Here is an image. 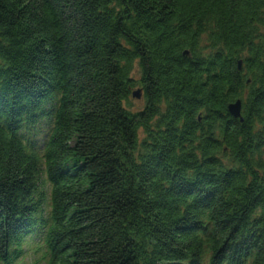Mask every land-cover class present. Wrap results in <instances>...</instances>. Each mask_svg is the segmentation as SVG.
I'll return each mask as SVG.
<instances>
[{"label":"trees","instance_id":"obj_1","mask_svg":"<svg viewBox=\"0 0 264 264\" xmlns=\"http://www.w3.org/2000/svg\"><path fill=\"white\" fill-rule=\"evenodd\" d=\"M36 244L264 264V0H0V264Z\"/></svg>","mask_w":264,"mask_h":264},{"label":"rangeland","instance_id":"obj_2","mask_svg":"<svg viewBox=\"0 0 264 264\" xmlns=\"http://www.w3.org/2000/svg\"><path fill=\"white\" fill-rule=\"evenodd\" d=\"M203 45L205 46V41ZM133 77L136 80L138 79L137 69L135 70V75ZM137 92H139L138 89H135L133 91V93H137ZM144 105L145 103H144V100L142 99V96L140 97L139 100L131 98L129 102L130 110L132 112H140L143 109ZM39 142H41V139H39ZM43 181H44V178H43ZM39 245L40 244H36L34 246H29L28 249L25 248L26 254L24 258L21 260L22 264H42L40 263L42 254L39 251H37V248L39 247Z\"/></svg>","mask_w":264,"mask_h":264},{"label":"water","instance_id":"obj_3","mask_svg":"<svg viewBox=\"0 0 264 264\" xmlns=\"http://www.w3.org/2000/svg\"><path fill=\"white\" fill-rule=\"evenodd\" d=\"M187 55V54H185ZM241 69V63L238 64V70ZM132 98L139 100L140 99V93H133L132 94ZM228 115L234 119V120H240L241 117V103L240 102H236L235 104H232L228 107ZM240 122H242L240 120Z\"/></svg>","mask_w":264,"mask_h":264}]
</instances>
